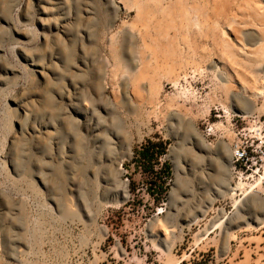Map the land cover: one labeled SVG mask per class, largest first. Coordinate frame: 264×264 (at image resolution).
<instances>
[{"label": "rangeland", "instance_id": "374dc122", "mask_svg": "<svg viewBox=\"0 0 264 264\" xmlns=\"http://www.w3.org/2000/svg\"><path fill=\"white\" fill-rule=\"evenodd\" d=\"M155 1L10 0L9 15L0 10V18L7 20L0 25V66L11 70L0 73V264H264V174L257 181L244 179L248 190L260 183L250 197H221L224 185L215 180L213 154L220 142L231 149L237 137L264 136V112L260 113L264 108L259 111L264 98L254 99L259 108L251 116L242 115L243 105L239 107L249 97L240 90L242 80L253 81L254 76L264 80V60L259 66L239 51L243 43L245 52L254 54L251 46L264 35V0H208L213 4L206 16L191 27L202 30L203 40L193 32L190 38L186 30L191 28L181 24L177 15L159 18ZM216 8L221 11L219 30L214 31L217 42L211 38L212 28L208 29ZM159 20L167 22L161 29L173 23L174 28L165 29L177 36L178 50L187 59L191 55L177 74H187L189 79L181 78L180 85L192 89L197 102L174 99L173 75L159 73L157 93L149 78L153 71L145 75L146 80L133 79L142 70L143 42L151 45L149 36L155 35ZM56 23L70 27L71 34H57L52 28ZM223 30L235 58L219 38ZM59 46L73 51L69 67ZM26 53L35 62L23 60ZM97 66L104 69L110 112L126 118V97L139 109L138 123L130 117L135 139L129 157L116 150L99 162L88 132L78 122L81 117L70 114L75 106L81 112L94 108L89 75ZM213 66L228 79V88L219 87ZM74 73L84 74L86 80H76ZM47 82L57 116L40 109L32 95ZM232 96L243 103L232 101ZM63 116H71L73 129L61 123ZM218 122L225 128L211 131ZM45 123L54 124L49 137L40 127ZM186 126L210 147L209 153L178 141ZM78 134L83 137V155L68 158L67 148ZM20 140L24 147L18 149ZM148 141L165 147V154L150 164L137 157ZM187 148L202 156L194 168L183 161ZM172 150L179 152L176 156L183 159L179 162L185 171L180 174L182 189L170 203L175 185ZM17 153L22 154L20 160ZM16 162L21 164L17 167ZM40 177L45 179L43 184ZM232 179L233 185L239 180L233 175ZM123 188L124 203L108 204L123 198L118 191ZM106 189L118 194L104 196ZM67 212L71 215L65 216ZM221 213L227 216L225 222L212 226ZM164 242L171 245L170 252Z\"/></svg>", "mask_w": 264, "mask_h": 264}, {"label": "bare ground", "instance_id": "6f19581e", "mask_svg": "<svg viewBox=\"0 0 264 264\" xmlns=\"http://www.w3.org/2000/svg\"><path fill=\"white\" fill-rule=\"evenodd\" d=\"M155 2L157 4L155 6V7H157V8H155L156 9L155 14H157V15L159 14L160 15V16L158 15L159 18L161 17L163 20V19H167L166 17L169 18L170 16L177 15V17L181 21V24H184L185 27L188 29L193 27V26L199 25L200 21L202 20L201 18H204L206 16V10H208L209 4H213V3L209 2L208 0H174V1L169 0V3H166L165 0H156ZM10 4H11L10 0H2V2H1L0 10H2V12L5 16L9 15V10L11 9ZM215 7H217L216 4H215L214 8ZM217 10H219V9L216 8L213 11V15H212L214 18L213 22H212L213 26L208 25L209 31H210V28H212L213 33H211L212 34L211 38L215 39V41H216V38H218V35L216 36V34H214V31L217 30V28L219 26V19L221 16V13H220L221 11H217ZM171 20L173 22V18H171ZM171 20L169 21V23H172ZM2 22H7V20L5 18H0V25ZM157 23H158L157 27L156 28L154 27L156 29V30L154 29L155 35L152 34V36L151 35L149 36L151 45L148 46L146 43L144 44L145 41L143 42L144 48H143L142 52L140 53V55H141L140 61H141L142 70H139L138 74L134 73V76L132 75L134 77L133 79H134V81H138L139 80L138 78L146 80L145 75L149 76V72L153 71L152 74H154V76L151 75L149 78H152L151 79L152 80L151 86H153L154 89H157V90H155L157 93V91L159 89H161V84H159V82L161 83V81H158L159 76H160L159 73L163 72V74L168 75V77H169V75L170 76L173 75L174 79L172 81L173 82L172 84L174 85L175 91H176V94L174 95L175 96L174 99H179V100L182 99V100L187 101V102L193 101V103H194L196 101L195 99L197 98L195 92L192 89H189V87L184 88L182 85H180L181 83L179 81L181 78H183L185 80L189 79L187 74L183 75V77L177 74L178 69L180 70V69L185 68L184 64L187 63L186 61L191 58V55H189L190 57L188 56V59H187L183 55V52H181V50H178L180 48L178 45L177 36H175V35L171 36L169 34V30L167 31V29H169L170 27L174 28L172 25L173 23L168 24L170 27H167L168 25H165L167 27V29H165L166 27L164 26L165 27L164 28L165 34L163 32L164 29L163 28L161 29V27H163V26H161V24L167 23L166 20H164V22L163 21L160 22V20H159V21H157ZM52 28L57 31V34H61V35H70L72 32L70 27L66 26L65 24L56 23L54 25V27H52ZM190 30H186V34L190 38H191L192 32L195 33L196 35H198L201 39L203 37H205L203 35V33H201L202 30L199 32L197 30H195L194 28H191ZM220 34L221 35H219V38L222 42H224L225 47L229 50L230 57L235 58L233 47L229 44L228 33L225 30H223V31H220ZM19 35H22V34L19 33ZM23 36H25V35H23ZM164 40H166V41L164 42ZM191 40H193L195 42L194 37ZM196 41H198V39ZM241 45H242V49L239 50L240 53H242L247 58L252 57L253 59H251V60L248 59V60L254 62L255 64H257L259 66H261L260 62L264 60V35H262L261 38L258 39L256 42H254V44L251 46L253 48V50H255L254 54H247L245 52V49H244L245 45L243 43H241ZM151 46H152V48H151ZM0 51H1V47H0ZM59 52L64 57L67 65L69 67V65L72 64V60H73V51H72L71 47L64 48L62 46H59ZM148 52L150 53V55ZM130 53L131 52H129V54ZM135 53H136V51H135ZM136 54L134 55L135 58H136ZM146 55H149L151 57L148 56L149 57L148 58V57H146ZM22 58H23V60H26V61L35 62V60H32V57H30L27 53L22 54ZM132 60H133V57H132ZM132 60H131V63L133 62ZM134 64H137L135 59H134ZM77 67H79V66H77ZM135 67H136V65H135ZM103 70H104L103 68L101 69L100 67L97 66L95 69L93 68V70L91 71V75H89L91 78L89 86H90V89L92 90L93 94L95 95V98L92 99V101H93L92 104L94 106L92 111L81 112L79 110L80 108L78 109L77 106L70 109L71 115L73 114L76 117L77 116L81 117V122L79 120H78V122L81 123V128H83L84 130H86L88 132L90 140H91V147H92L93 151L96 154H98L99 162H101V160H103V161L108 160L112 154L116 153V150H120L123 157L124 156L129 157L131 145L135 139V134L132 131V125L130 123V117L132 116L134 121H136L138 123V121H139L138 117L140 116L139 115L140 112L138 111L139 110L138 107L131 100H129L127 97H126V118L119 116L113 112H110L108 102L104 96V89L105 88L103 86V82L105 79V74H104ZM10 71L11 70H9L8 68L0 66V73L5 74V73L10 72ZM212 71L215 74L214 79H216L215 81H217L219 87L222 86L223 88H225L229 82H228V79L222 77V74L221 75L219 74L220 68L217 66H213ZM115 73H114V75H115ZM73 77L78 81L79 80L80 81L86 80L85 75L81 74V73H74ZM143 77H145V78H143ZM42 79L44 80V76H42ZM147 79H148V77H147ZM252 80L253 81H247V80L245 81L243 79L242 83H241L242 85L240 86L241 92L249 95V97L247 96L248 97L247 101L245 100V101H243L244 102L243 103V102H241L242 99L240 100V97L232 96L233 97L232 101H236V102H238V104L240 102L243 103V104H239V107H240V105H243V107L241 106L242 109L240 110V112L245 117L251 116L256 111H258L259 107L258 108L256 107L257 104H256V102H254V99L255 98L258 99L259 97L264 98V80H262L261 78H258L257 76H254V78ZM134 81L132 80L131 83H133ZM147 82H148V84H150L148 80H147ZM126 83H127L126 84V87H127L128 81ZM50 87H51L50 83L47 82L45 84V87L42 90H40L39 92H34L32 95H36V98H38V103H39L40 109H43L46 111L48 110L54 116H57L58 111H56L57 109L55 108L54 99H53L52 95L50 94ZM227 88H228V86H227ZM149 94L151 95V93H149ZM158 94H156V95H158ZM244 104H245V106H244ZM237 108L238 107H236L235 109H237ZM261 108L263 109L264 107H260V109ZM239 109H237V110H239ZM262 109L259 111H262ZM263 112L264 111H262L260 113H263ZM106 116H109V118H106ZM220 118H221V116H220ZM61 123H64L67 128L73 129V121H72L71 116L70 117L69 116L68 117L63 116ZM40 127L45 129V136L49 137L50 134L52 133V131H50V129L54 127V124L45 123L43 125L41 124ZM223 127H224V125L222 124V122H218V123L213 124V126L211 127V131H214L215 128L216 129H218V128L223 129ZM34 130H35V127L32 126L31 131L34 132ZM184 130H185L184 131L185 134H183L184 137L179 136V138H178V141L179 140L182 141V145L185 144L186 142H189L193 146V148H196L198 151L209 153L210 147L208 148V145L204 144V141L202 139H200L196 134H194L190 127L186 126ZM258 130H259V128H258ZM254 131H257V130L255 129ZM78 135L80 137L76 136V140H75L73 146H68V148H67L68 154H70L67 156L68 158H70V157L72 158V154L76 158H79L83 155V147H84L83 146V140H82L83 137L80 134H78ZM21 145H23V142L20 140V141H18L16 147L19 149L21 147ZM23 147H21V148H23ZM193 148L185 149L184 160L179 159L180 161L181 160L187 161L185 163H188L191 168H194L197 165L199 158L202 157V156L200 157L201 154L198 155L197 153H195ZM182 150H184V149H182ZM231 151L232 150L229 148L227 143L220 142V145H218V149H216V151L213 153L214 155H216L215 159L217 160V165L215 167L216 168L215 169V180H216V182H222L224 185V191H221V193L219 192L220 193L219 195L221 197L223 195H225V196L227 195L231 198L238 195L240 197L242 196L243 199L250 197L251 194L253 192H255L256 188L260 186V183L258 181V182H256L255 185H252L251 190H248L246 188L247 183L242 178L237 180L234 185L232 184L233 173H232V169H231V165H230ZM176 152H178V151L172 150L170 155H169V157L171 158V160L173 162V169H174V175H175V185H174V188L172 189V191L170 193V203L177 199L178 192L180 189H182L181 188L182 187V183H181L182 180L180 181V174H181V172H183L184 167L182 169V167L180 166V162L176 156ZM17 154L19 155V156L17 155L19 157L18 160H20V158H21L20 156L22 154L21 155L19 153H17ZM180 154H181V152H180ZM45 156L48 157L49 155L45 154ZM221 158L224 159L223 163L222 162L220 163V161H218ZM19 162H16L17 167L19 164H21ZM73 163H76V165L78 164L75 161ZM39 165H40V162H39ZM71 165H72V163H71ZM118 167H120V163L118 164ZM58 169L61 173L62 169L60 167H58ZM77 170H82L81 166H78ZM224 175H225V178H224ZM44 180H42L40 177V181L42 184L44 183L43 182ZM56 188H58V186H56ZM59 189L60 188H58L57 190H59ZM54 190H55V187H54ZM116 191L112 190V189L111 190L106 189V190H104V196H108V195L114 196L115 194H118V191H119V194L121 195V197L123 196V199L126 197V190L124 188L121 190L119 189L117 191V193H116ZM6 201H7L6 204L9 207V208L7 207V209H10L11 207L9 206V204H11V203L8 200H6ZM240 201H241V199H240ZM237 202L238 201L235 200V204H237ZM253 202H255V200L252 201V204L256 207V205H255L256 202L255 203H253ZM208 204H210V203L208 202ZM12 210H14V209H12ZM9 211L10 210H8V212ZM5 215L3 217H7ZM69 215H71L69 212L65 213V216H69ZM3 217H1V218H3ZM226 219H227L226 214L221 213V216L216 219L217 221L212 226L217 227L218 225L223 224V222H225L224 220H226ZM210 228H212V227H210ZM102 233L104 234L103 231H102ZM8 235H10V234H8ZM163 245L165 246V251L170 252L171 245L166 244L165 242L163 243Z\"/></svg>", "mask_w": 264, "mask_h": 264}, {"label": "built area", "instance_id": "2783aa9c", "mask_svg": "<svg viewBox=\"0 0 264 264\" xmlns=\"http://www.w3.org/2000/svg\"><path fill=\"white\" fill-rule=\"evenodd\" d=\"M236 117L245 118L241 115H236ZM231 150L230 165L235 179L257 181L262 178L264 174L263 135L251 139L246 136L244 138L237 137L231 144Z\"/></svg>", "mask_w": 264, "mask_h": 264}, {"label": "trees", "instance_id": "16d2710c", "mask_svg": "<svg viewBox=\"0 0 264 264\" xmlns=\"http://www.w3.org/2000/svg\"><path fill=\"white\" fill-rule=\"evenodd\" d=\"M163 154H165V147L161 142L154 143L148 141L147 144L143 146L137 157L140 158L142 163L150 164L154 161H158V157L162 156ZM163 166L168 169L166 163H163ZM161 189H164V186Z\"/></svg>", "mask_w": 264, "mask_h": 264}, {"label": "water", "instance_id": "95a60500", "mask_svg": "<svg viewBox=\"0 0 264 264\" xmlns=\"http://www.w3.org/2000/svg\"><path fill=\"white\" fill-rule=\"evenodd\" d=\"M126 198H127V196L124 199L123 198H120V199H118L116 201L110 200V201H108V204H110V205L121 204V203H124V201L126 200ZM239 227H240V225L237 226V228H239Z\"/></svg>", "mask_w": 264, "mask_h": 264}]
</instances>
